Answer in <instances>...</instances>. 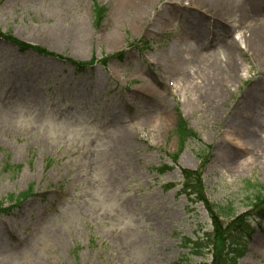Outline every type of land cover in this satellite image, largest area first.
Returning a JSON list of instances; mask_svg holds the SVG:
<instances>
[{
	"label": "rangeland",
	"instance_id": "374dc122",
	"mask_svg": "<svg viewBox=\"0 0 264 264\" xmlns=\"http://www.w3.org/2000/svg\"><path fill=\"white\" fill-rule=\"evenodd\" d=\"M122 1L0 0L1 37L86 65L0 38V207L21 200L0 214V264H214L203 247L184 246L202 234L219 237L221 259L234 240L237 264H264V223L254 219L264 208V55L242 46L239 79L211 101L219 70L184 78L178 63L191 46L187 14L202 13L181 11L188 0L174 9L179 0H154L149 31L114 16ZM257 1L251 16L264 23ZM221 17L240 43L237 17ZM214 25L206 16L210 39ZM112 31L120 39L110 46ZM223 42L205 47L221 68ZM178 113L198 137L180 150ZM183 170L197 172L190 195Z\"/></svg>",
	"mask_w": 264,
	"mask_h": 264
},
{
	"label": "bare ground",
	"instance_id": "6f19581e",
	"mask_svg": "<svg viewBox=\"0 0 264 264\" xmlns=\"http://www.w3.org/2000/svg\"><path fill=\"white\" fill-rule=\"evenodd\" d=\"M122 2L123 5H121L120 2V4H117L116 10L114 11V16L119 19V21L123 22L126 20V22L132 28L147 27L149 31L154 28L155 23H152L150 26L148 25V17H150L154 0H124ZM171 2H173V9L174 5L178 6V3L181 4L180 0L177 2ZM257 2V0H246L245 4L238 3L237 5V3L233 2L232 0H188L187 7L181 10H188V7H191L197 12L202 13V15H198L196 12L194 13L189 11L187 14V17L193 18L191 21L188 20L190 28H192L191 32L187 31L191 40V46L186 53L185 65L183 64L184 58H178V63H182V66L184 67L183 77H187V74H189V69L195 74V71L199 72L203 68H207L208 70L214 69V71L218 69L221 75H223L214 83V89H218V92L215 90L211 91V101H213L212 98L218 97L220 95V91L222 89H226L228 82L230 84L232 80L235 81V79H239L242 64L239 62V60L236 61V58L237 56L239 57L242 46H244L245 49L251 53L253 58L264 55V23L260 22V24L258 20H255L251 16V12L254 11L256 5L258 4ZM168 5L170 6V3H167L166 6L159 10L157 13V19L162 17L164 14V9L168 7ZM241 5H243L242 8ZM214 13L219 17L214 15ZM224 13L233 14L237 17V19H234V21H236L235 24L237 25L232 23V27L237 26L242 31L240 35V43L232 36H229V33H227L229 32L227 29L228 27H225V25L221 24V15ZM204 16L205 18L207 16L209 20H213V23L215 24V32L212 33V39L209 38V35L211 34L207 27H205ZM79 25L81 26L80 31L82 34L81 43H85L87 41V28L84 26L83 21ZM259 26L261 27L260 31ZM217 29L222 33L221 36H217ZM251 35L253 36L251 37ZM226 37H228L227 41L223 42V39ZM118 38L120 39V36H117L115 31L110 32L108 34L109 45H114ZM216 38L217 40L220 39L221 42L225 43L227 50L226 60L230 61L227 67H218L215 59V53L210 52V54H208L206 52L205 47L210 46L211 43H216ZM211 57H214L212 62L209 60ZM126 138L131 140L133 139V135L129 134ZM127 139L125 145H127ZM261 244H263V242Z\"/></svg>",
	"mask_w": 264,
	"mask_h": 264
},
{
	"label": "trees",
	"instance_id": "16d2710c",
	"mask_svg": "<svg viewBox=\"0 0 264 264\" xmlns=\"http://www.w3.org/2000/svg\"><path fill=\"white\" fill-rule=\"evenodd\" d=\"M173 133L177 136L178 142L180 144H182V145L189 137L194 136L193 132L190 129H188L186 123L181 118L178 119V122L175 125ZM183 174H184V176L186 178L185 189H186V191L187 190H191L192 187H190L189 182H192V181H190V179L195 177L196 172L183 171ZM196 178L198 179V175H197ZM27 192L24 195H26ZM191 194H195V192L192 191ZM198 200L202 201V199H198ZM8 201H15V200H14V198H11ZM218 238L219 237H216L214 242L211 241L208 236H206L205 238L200 239V240L205 242V245H206L205 247L206 248L212 246L215 249V251H214L215 252V254H214V264H236L235 260L232 259V256L229 255L231 252H233V250L230 249V245H228L226 247V252H225V257L224 258L221 259L220 255H218V251L216 249V241H217ZM189 242H190V240H189Z\"/></svg>",
	"mask_w": 264,
	"mask_h": 264
}]
</instances>
